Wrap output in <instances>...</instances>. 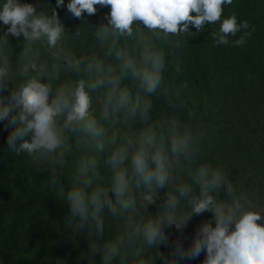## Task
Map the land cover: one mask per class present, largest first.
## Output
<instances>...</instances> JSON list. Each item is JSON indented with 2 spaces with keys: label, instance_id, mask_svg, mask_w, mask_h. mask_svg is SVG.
<instances>
[{
  "label": "rangeland",
  "instance_id": "rangeland-1",
  "mask_svg": "<svg viewBox=\"0 0 264 264\" xmlns=\"http://www.w3.org/2000/svg\"><path fill=\"white\" fill-rule=\"evenodd\" d=\"M6 2L0 0V10ZM18 2L33 5L37 15L49 18L57 15L64 32L57 45L50 47L46 36L36 41L26 40L22 35L19 38L5 36L10 25L0 22V68H7L6 75L0 78L3 102L9 104L11 94L32 78L50 86L51 102L59 89L67 87L74 91L81 82L77 72L82 69L88 50L95 49L91 45V32L86 27L88 23L85 26L75 21L71 14H62L46 0ZM67 2H64V9ZM95 7L96 13L89 15L90 28L93 31L112 30L105 19L110 14L109 6ZM233 15L238 23L246 21L249 27L241 29L236 36H229L228 45L217 46L211 33H218L222 20ZM245 33H250L245 37V44L233 46ZM193 49L198 68L191 61L189 49L177 48L174 59L164 66L155 92L163 95L166 101L173 136L186 139L185 150L199 161L196 174L210 162L229 167L240 181L248 184V197L238 196L237 202L243 211L262 213L257 223L264 226V0H233L231 5L223 6L221 21L207 24L197 32ZM93 53L88 56L93 58ZM146 57L150 56L137 57L136 54L130 59L136 66L148 67L151 60L146 61ZM75 61H79L78 67L74 66ZM85 91L91 98V118L104 129L102 136L92 137L79 128L64 129L65 117L59 116L56 125L64 139L61 148L52 153L18 152L16 149L8 157L5 188L10 200L24 204L28 199L32 201L23 212H12L4 220L0 233L7 238L0 245V264H103V259H97L92 252L93 247L87 240L89 235L100 240L103 255L109 245L117 248L110 264H203L206 251L193 258L174 256L177 244L185 250L190 248L200 228L184 225L191 209L186 198L181 196L180 188L168 184L164 188L155 184L151 188L143 184L137 187L132 177L131 154L138 147L135 140L139 134L131 132L155 117V109H149L147 116L143 111L136 117L131 113L121 116L110 105L105 118L106 98L86 86ZM11 111L16 115V123L9 122V125L16 130L22 127L20 110L13 108ZM130 139L134 143L121 167L127 168L129 177L125 199L130 197L134 204L124 209L112 192L115 170L108 159L112 151ZM16 141L20 148L24 141H31V133ZM92 160L96 162L94 168ZM93 172L97 175L93 176ZM85 178L92 180L85 191L91 193L97 187L105 189L115 213L104 205L95 216L90 209L85 221L71 216L67 194L74 187H84ZM194 183L200 192L210 189L223 193V184L212 187L210 176H196ZM147 195H151V203L145 199ZM170 195L177 199L174 209L166 205ZM209 214L210 211H205L199 218L206 219ZM154 221L161 223L165 240L148 245L143 229ZM81 223L83 227H79Z\"/></svg>",
  "mask_w": 264,
  "mask_h": 264
},
{
  "label": "clouds",
  "instance_id": "clouds-1",
  "mask_svg": "<svg viewBox=\"0 0 264 264\" xmlns=\"http://www.w3.org/2000/svg\"><path fill=\"white\" fill-rule=\"evenodd\" d=\"M233 0H70L67 4L68 10L76 18H81L83 13L94 15L97 11L96 5L110 6V14L105 17L114 32L119 35L131 36L134 22H142L149 30H161L165 35L188 34L190 26L197 32H201L207 24H216L221 21L223 6L231 5ZM64 5V0H57V7ZM195 13V15H193ZM0 22L8 27L5 36L12 35L19 38L21 35L29 41L39 40L42 36L47 37L48 45L55 47L61 39L64 28L58 16L51 18L36 14V10L31 4H21L18 0H7L0 10ZM249 27L246 21L238 23L235 15L223 19L219 32L213 31L211 36L217 46L228 45L229 36H236L241 29ZM104 33L108 29L105 28ZM250 33H245L235 40L233 46L245 44V37ZM120 55L119 53L117 54ZM151 60V68H138L130 58L126 59L122 72L128 70L134 78H139L144 90L154 93L161 82L160 70L163 66V56L152 54L146 57V61ZM79 61L74 62L78 67ZM35 68V64L32 65ZM92 65H89L91 70ZM96 68L103 71L99 61ZM27 67L24 71L27 72ZM111 71V70H109ZM7 68H0V78L6 75ZM111 85V91L106 96V103L103 110L105 118L109 114V106L113 110L131 104L130 93L127 89L120 88V78L114 77L107 81ZM105 84L104 79H97L90 84V88H98ZM50 86L39 82L38 79H29L18 92H13L7 106H0V120L9 117L13 108L19 109V122L22 127L17 128L8 137L9 146H14L17 139L31 133V141H24L20 145L21 150L29 153L38 151L55 152L64 145L61 130L56 125V118L64 116V129H81L92 137L102 136L103 127L99 126L96 119L91 118L89 111L91 98L85 91L84 82L81 81L75 90L67 87L57 91L56 97L50 102ZM115 99V105L113 101ZM2 103V102H0ZM139 98L130 108L131 115L135 116ZM150 103L145 102L143 113L147 116ZM10 123H16L13 117ZM115 143V137L112 138ZM133 140H128L126 144L117 147L112 151L108 163L115 170L112 192L116 196V202L121 208L127 209L134 204L130 197L125 199L129 189V177L127 168L121 167L129 157V148L133 145ZM138 147L131 154L132 177L136 181V186L141 184L151 188L155 184L158 188H164L169 180L170 161L164 151L163 140L157 146V133L154 128H147L141 131L135 140ZM187 141L184 138H173L171 141V152L176 155L187 148ZM102 147V145H101ZM150 149H155L150 151ZM95 160L91 161L93 168ZM93 176L97 173L93 172ZM198 175L208 177L209 169L201 167ZM210 183L212 187L218 188L226 183V177L222 169L211 172ZM92 180L85 178L84 187H74L67 194L70 206V213L73 218L79 217L81 221L87 220L91 209V214L95 216L104 205L115 213L116 209L112 201L108 198V193L101 187L95 188L91 193L85 191L90 187ZM181 195H186L190 189L183 186L179 189ZM231 192V185L228 186ZM204 198L193 201V212L202 214L205 211L214 212L215 227L211 223L202 225L196 234L194 242L187 250L181 244H177L174 256L180 258H193L199 256L202 251H206V258L203 264H264V226L257 222L262 219V213L255 211H243L239 202L233 206L225 207L222 204H215L212 196L205 190ZM151 203V195L145 196ZM166 205L169 209H174L177 199L169 196ZM239 216L237 218V214ZM83 227V223L79 225ZM179 228L180 225H177ZM140 229H137L139 232ZM144 237L148 245H153L157 240H165L162 226L159 221L149 222L143 229ZM93 252L98 249L93 247ZM117 253V248L109 245L103 255V264H110L111 259Z\"/></svg>",
  "mask_w": 264,
  "mask_h": 264
},
{
  "label": "trees",
  "instance_id": "trees-1",
  "mask_svg": "<svg viewBox=\"0 0 264 264\" xmlns=\"http://www.w3.org/2000/svg\"><path fill=\"white\" fill-rule=\"evenodd\" d=\"M66 1H68L67 3L70 2V0H64V2ZM46 2L48 5L53 3L52 6L57 7V0H46ZM57 8L64 15L71 14L75 21L84 23L85 26L86 23H88L86 27L88 31L90 30L91 32L90 36H92L91 39H93V43L91 45L92 47L94 46L95 49L90 51L88 50V54L85 56V61L82 63L83 67H81L82 69H79L77 72L81 81L84 82V85L92 92H97L98 95L106 98L107 94L111 91V85L107 81L111 78L119 77L120 88L117 90L116 95L118 96L119 90L127 89L131 97V104L116 110L121 116H126L131 113L130 108L136 103L137 98H139V106L137 107L136 115H138V112L140 113L143 111L145 102L150 103L149 109H155L157 115L151 119H147L148 121L147 123H144V126H137L131 133L137 136V134H140L141 131L146 128H154L157 133V146H159L161 139L163 140L164 151L168 156H170V175L167 184L173 188L187 186L191 190V193L188 192L186 195H181L186 198V201L191 209L188 217L184 221V225L192 229H198L206 223H211L212 226L215 227L214 212L210 211V214L206 219H200V214H195L193 212V201L204 198V192H202V190L200 192L194 183V177L197 176L199 178V175L196 174V167L200 166L199 161L194 154L186 150L176 154L178 158H171V156H176L171 152V141L175 137L172 134V124L167 117L166 101L164 100L163 95L156 92L151 94L147 93L142 87L140 79L134 78L130 70L122 72L123 62L125 59L132 58L136 56V54L137 57L141 55L151 56L152 54H161L162 56L166 55V58L163 59V66L160 70L161 75L164 71V66L174 59L175 51L181 46L189 49L191 61L193 62V65L198 68L195 51L193 49L194 42L197 38V30L190 26L188 34H180L178 36L173 34L165 35V33L161 30L147 29L142 22H134L132 26V35L121 36L118 32H114L110 29L107 33H104L101 29L93 31L94 29L92 30V28H90V26H92L90 24L91 19L87 13H83L81 18H76L68 10V8L64 9V6ZM193 15H195V13H193ZM92 51H94V53ZM89 53H93L95 56L90 58L88 56ZM118 53L120 54L119 56L117 55ZM167 58L168 60H166ZM138 59L139 58H137V60ZM97 61L101 63L103 71L97 70ZM89 65H92L91 70L89 69ZM137 67L144 68L145 66L141 67L138 64ZM148 68H151V65L148 66ZM97 79H104L105 84L95 89L90 88L89 85L95 83ZM0 102H2L0 103V106L8 105V103L3 102L1 92ZM113 102L115 103V99ZM15 116L14 112L10 111L8 118L0 120V232L4 220H7L12 212L16 214L23 212L26 206L31 205L30 201H32L31 199H28L25 204L20 202L15 203L10 200L7 189L5 188V181L9 173L7 164L8 157L11 154H14L15 151L13 150L19 149L17 150L18 152L22 151L17 147L19 146L18 141H15L14 146H9L8 144V137L15 131L13 127L9 125V122L10 119ZM6 123H8V125H6ZM154 150L155 149H150V151ZM204 167L209 169V176L212 171L222 169L226 177V183L222 185L223 193H219L216 190H207V194L213 197L215 204H222L225 207L233 206L238 201V196L248 197V184L244 181H240L238 176L229 170V167L219 165L215 162H210ZM229 184L231 185V192L228 191ZM193 191L194 193H192ZM177 197H179V195ZM10 228L12 229L13 227ZM5 238L7 237L1 236L0 233V245ZM87 240L91 243L92 247L98 249V251L95 252L97 259H103V251L100 240L94 235H89ZM192 244H190L189 247H191Z\"/></svg>",
  "mask_w": 264,
  "mask_h": 264
}]
</instances>
